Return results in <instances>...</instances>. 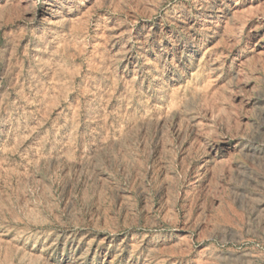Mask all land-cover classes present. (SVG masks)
Listing matches in <instances>:
<instances>
[{
    "label": "rangeland",
    "instance_id": "obj_1",
    "mask_svg": "<svg viewBox=\"0 0 264 264\" xmlns=\"http://www.w3.org/2000/svg\"><path fill=\"white\" fill-rule=\"evenodd\" d=\"M0 264H264V0H0Z\"/></svg>",
    "mask_w": 264,
    "mask_h": 264
}]
</instances>
